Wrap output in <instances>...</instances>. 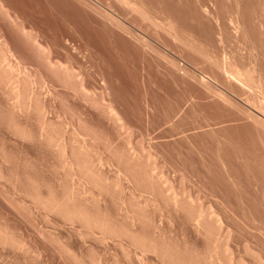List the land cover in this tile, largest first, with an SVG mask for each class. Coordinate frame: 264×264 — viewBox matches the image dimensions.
<instances>
[{
  "label": "rangeland",
  "instance_id": "1",
  "mask_svg": "<svg viewBox=\"0 0 264 264\" xmlns=\"http://www.w3.org/2000/svg\"><path fill=\"white\" fill-rule=\"evenodd\" d=\"M0 43L45 83L56 129L68 141L78 131L92 162L103 159L108 192L90 187L82 203L174 255L44 206L69 184L62 158L34 118H16L31 134L22 138L1 115L0 264H210L216 236L229 251L215 264H264V127L249 113L264 114V90L223 72H264V0H0ZM5 105L0 90L1 114ZM134 150L187 207L148 202ZM202 208L214 213L208 232L191 217Z\"/></svg>",
  "mask_w": 264,
  "mask_h": 264
},
{
  "label": "bare ground",
  "instance_id": "2",
  "mask_svg": "<svg viewBox=\"0 0 264 264\" xmlns=\"http://www.w3.org/2000/svg\"><path fill=\"white\" fill-rule=\"evenodd\" d=\"M231 23L233 24V22ZM236 29L237 31H239L238 26ZM2 46L3 45L0 43V90L2 91V95L5 100L6 107L4 110H2V114L0 112V116L3 115L1 117H3V120L5 119L6 124H7L5 125L8 126V128L13 130L17 135L21 136L22 138H28L29 136H31V134L20 123L21 121L18 122L16 118L20 119L21 117H24L25 119H28V120L31 119V117L34 118L32 120L35 121L38 125L39 140L42 143L47 144L50 148L55 149L60 154L59 156H61L62 158V164H61L62 168L66 170L67 172L66 180L67 179L69 180L70 186L68 184V186L66 187L67 189H65L66 191L64 192L63 197L60 199L53 198V199L47 200L46 202H43L45 204L44 206H46L50 210L63 214L65 217L69 219L77 220L92 229L100 230L104 234L120 237V239L123 237L129 238L132 240V242H134L137 246H139L144 251H152L155 253L162 254L163 256L170 255V258H171L172 253H170L169 249L167 251V248H165L164 246L163 247L159 246V244H157L156 241L154 242L152 240H149V238L147 239L144 236H140V234L139 235L134 234L133 232L128 230L130 229L129 227L127 229L125 226L123 227V225H118L114 222L112 223L110 219L104 217L103 215L99 213H96V212L93 213V211L91 212V210L88 209L89 207L87 206V204L82 203V201L84 200L83 198H85V196L90 192V190L88 191V188L90 187L97 189L100 193H103L106 191L108 192V188H109L108 182L110 181L107 182V180L103 177L104 175L102 176L101 166H103V161H102L103 159L102 158L99 159L97 164L92 162L93 160H91L89 156L91 152L90 148L92 147H90L89 141L85 137H83L82 134H80L78 131L77 132L75 131L68 141L64 137L65 132L62 131L61 129L60 130L56 129L57 126H54L53 122L48 118L47 106H44L45 104L43 102V99L41 101V98H40L42 89L43 87H45L44 86L45 83L42 84L38 80L33 79L32 75L28 72L29 70L26 67H24L21 64V62L18 61V59L17 61L15 60V54L13 55V52L10 51L9 48L8 50L6 49L7 47L3 48ZM214 64H217V63H214ZM217 67L222 68L220 69L222 71L225 70V68L223 69V67H221L219 63ZM260 68L261 67L257 65L256 63L254 64V66H251L250 68H247L245 70H240L237 68V66L235 67L231 66L229 68L230 70L226 69L223 72L225 73V75H228L229 78L226 76L228 80L229 79L236 80L239 84H242V85H250V86L252 85L256 87L257 89L258 88L262 89L261 91H263L264 90V72H262L261 70L262 68L261 69ZM73 75H74V72H73ZM82 91L84 93L87 92L85 91L84 86L82 87ZM104 109L108 115H112L113 117L115 116L118 122L121 121L120 120L121 118L120 119L117 118L118 113L117 112L115 113L114 108H111L109 106V107H105ZM251 112H249L251 116H254L255 117L254 119L257 120L260 124H263V127H264V114H261L262 115L261 117L260 115L257 116L255 115V113L253 112L251 113ZM128 153L129 155L127 154V156H130V157H127L129 159L128 162L130 165H132L131 166L132 170L135 171V174H134V172L130 169L132 171V173L131 171L130 173L133 174L134 176L137 174L136 175L137 178L135 177L136 179H140L138 177H139V174H141L143 176V178L141 179L144 180L147 184V190L150 193L149 195L154 196V197L151 196L148 199V202L153 201L155 197L158 198V196H161L164 200L167 201L168 205L170 204L177 208H183L185 205H187L185 204V201H184L185 199L183 197L182 199L181 196H179L176 191L175 192L177 194L174 193L173 190L170 191L169 188L166 189L167 181L163 177L164 175L162 174L163 175L162 176L158 172L157 165L155 166L153 164H149L150 161L148 160V163H145L146 164L145 166L143 163L144 158L141 155L137 154L138 152L135 153V150H134ZM138 171H140L141 173L138 174ZM76 178H78L77 181H76ZM117 180L119 181V179ZM134 205L132 206V209L137 207L138 205L140 209L142 207V206L140 207V204H137V206L136 205L134 206ZM139 208L137 207V209ZM141 213H143L142 210H141ZM213 215L206 213L205 210L202 208L195 215H192V216L189 215V217L188 216L187 217L190 218L191 216L192 220L197 224V226H199L201 229L208 232L209 231L208 220L210 219L211 221L213 219ZM142 218L144 219V214H141L138 216L136 211L134 210L126 211L125 219L131 223H135L137 220L139 219L141 220ZM216 239L217 240H215L214 247L212 249L213 251L209 255L210 264H215L216 259L220 260L219 256L226 255L228 254L227 251H229V250H225L224 248V250L226 251V254L224 253L225 252L224 250H223L224 252L222 250H220L221 251L220 252L219 251L220 246L218 244V242L220 241L219 237L216 236ZM226 249L228 248L226 247ZM219 253H222V254L220 255Z\"/></svg>",
  "mask_w": 264,
  "mask_h": 264
}]
</instances>
